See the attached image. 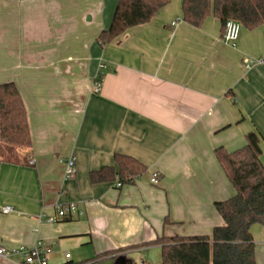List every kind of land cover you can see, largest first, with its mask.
I'll list each match as a JSON object with an SVG mask.
<instances>
[{
  "label": "crops",
  "instance_id": "obj_1",
  "mask_svg": "<svg viewBox=\"0 0 264 264\" xmlns=\"http://www.w3.org/2000/svg\"><path fill=\"white\" fill-rule=\"evenodd\" d=\"M118 1L0 0V84L17 85L32 137L18 160L0 156V246L41 240L49 264H114L121 254L162 264L161 245L150 242L225 224L215 204L236 188L215 150H238L256 131L264 161V62L244 66L264 57V26L243 25L230 43L218 17L196 27L183 0H171L103 45ZM116 154L146 170L121 187L118 176L94 182V171L119 170ZM70 156L76 173L67 177ZM70 203L78 211L59 216ZM251 231L264 264V225Z\"/></svg>",
  "mask_w": 264,
  "mask_h": 264
},
{
  "label": "trees",
  "instance_id": "obj_2",
  "mask_svg": "<svg viewBox=\"0 0 264 264\" xmlns=\"http://www.w3.org/2000/svg\"><path fill=\"white\" fill-rule=\"evenodd\" d=\"M171 0H119L109 28L99 35L105 45L127 29L148 23ZM183 18L200 27L214 15L225 25L235 19L249 29L264 26V0H183ZM247 144L233 152L218 147L216 156L236 188V194L216 202L225 220L211 235L161 236L150 244L162 247V264H257L256 242L251 231L254 224L264 225V161L261 135L247 134ZM32 146L27 110L14 82L0 84V156L18 160L22 147ZM119 170L107 166L92 172L94 182L118 179L133 183L146 166L126 154H116ZM91 261V260H90ZM69 261L65 264H84ZM90 264H96L91 261Z\"/></svg>",
  "mask_w": 264,
  "mask_h": 264
},
{
  "label": "built area",
  "instance_id": "obj_3",
  "mask_svg": "<svg viewBox=\"0 0 264 264\" xmlns=\"http://www.w3.org/2000/svg\"><path fill=\"white\" fill-rule=\"evenodd\" d=\"M242 23L235 19H229L226 22L225 25V32H224V38L227 42L235 43L242 31ZM264 62V57L260 58H252L247 59L244 63V66L246 69L252 68L254 65L258 63ZM105 66V65H104ZM96 88H100V83H96ZM31 163H34L35 160H31ZM76 157L70 156L67 160V171L66 175L67 177H71L76 173ZM152 182L158 183L159 182V173L154 172L152 176ZM123 184L121 181L117 182V186L121 187ZM2 212L4 213H11L15 211L14 206L12 205H5L2 208ZM78 211V207L74 203L66 204V205H58V215L61 217H64L68 214L74 213ZM55 216H49L47 218L48 222H55L56 221ZM0 256L4 258H9L11 256H20L22 261L21 264H49L48 257H47V249L44 246L43 242L41 240H38L36 244L32 247H27L25 245L15 247V248H6L4 246H0ZM91 262H87L84 264H90Z\"/></svg>",
  "mask_w": 264,
  "mask_h": 264
},
{
  "label": "water",
  "instance_id": "obj_4",
  "mask_svg": "<svg viewBox=\"0 0 264 264\" xmlns=\"http://www.w3.org/2000/svg\"><path fill=\"white\" fill-rule=\"evenodd\" d=\"M114 264H133L132 259L128 258L125 254L116 257Z\"/></svg>",
  "mask_w": 264,
  "mask_h": 264
},
{
  "label": "rangeland",
  "instance_id": "obj_5",
  "mask_svg": "<svg viewBox=\"0 0 264 264\" xmlns=\"http://www.w3.org/2000/svg\"><path fill=\"white\" fill-rule=\"evenodd\" d=\"M29 148H30V147H28V146H24V147H22V148L20 149V151H21V152H26ZM20 151H19V154H20ZM136 262H137V263H135V264H141V261H139L138 259H136ZM100 264H111V262H110V261H107V262H106V260H104V261H102Z\"/></svg>",
  "mask_w": 264,
  "mask_h": 264
}]
</instances>
